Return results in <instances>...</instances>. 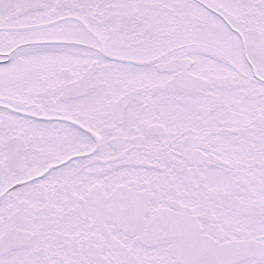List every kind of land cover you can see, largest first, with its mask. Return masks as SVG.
<instances>
[{"label": "snow or ice", "instance_id": "1", "mask_svg": "<svg viewBox=\"0 0 264 264\" xmlns=\"http://www.w3.org/2000/svg\"><path fill=\"white\" fill-rule=\"evenodd\" d=\"M0 264H264V0H0Z\"/></svg>", "mask_w": 264, "mask_h": 264}]
</instances>
